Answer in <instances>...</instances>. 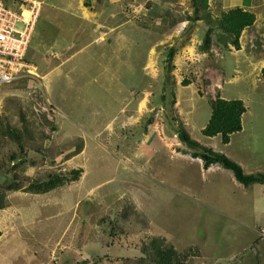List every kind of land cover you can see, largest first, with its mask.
Returning <instances> with one entry per match:
<instances>
[{
    "label": "rangeland",
    "instance_id": "374dc122",
    "mask_svg": "<svg viewBox=\"0 0 264 264\" xmlns=\"http://www.w3.org/2000/svg\"><path fill=\"white\" fill-rule=\"evenodd\" d=\"M169 1L84 0L99 14L91 21L77 0L41 3L29 76L0 84V115L18 126L19 109L30 108L48 134L47 150L26 157L43 169L25 164L22 176L82 173L9 196L0 264H132L153 236L189 251L187 264H264V183L246 186L221 164L205 167L200 149L180 137L245 173L264 172V0H209L213 18L237 5L256 14L239 48L213 31L210 52L200 48L208 11ZM219 95L247 107L227 144L202 134ZM15 151L8 139L3 157Z\"/></svg>",
    "mask_w": 264,
    "mask_h": 264
},
{
    "label": "trees",
    "instance_id": "16d2710c",
    "mask_svg": "<svg viewBox=\"0 0 264 264\" xmlns=\"http://www.w3.org/2000/svg\"><path fill=\"white\" fill-rule=\"evenodd\" d=\"M193 1L194 7L198 6L196 7L198 10L197 13H200V9L208 11L205 12L207 17H203L210 19V21L207 22L208 28L200 47L203 52L211 51V36L213 31H217L219 34H224L228 37V41H224L223 39L219 41L224 47H228L230 43H233L236 48H239V41L243 31L252 27L256 21V14L253 11L238 5L227 10H222L219 17L213 18L214 16L212 17L209 11V0H201L202 3H200V7L197 5L199 0ZM85 5L88 6L89 4L86 3ZM195 18L190 17L189 19H201L199 17ZM173 53L174 49L170 48L169 52L166 54L169 58L168 68L172 67L169 65L171 64ZM168 75L171 77L170 71ZM185 83L189 82L186 81ZM211 105V117L206 127L202 130V133L208 137L220 135L222 137V142L227 144L230 142V136L232 134L242 131L243 116L247 112V107L242 100H226L220 95L217 96L216 99H211ZM18 112L19 121L21 122L18 126L9 123L8 117L5 115H0V176L2 174L7 176L6 181L0 183V210L9 208L10 204L8 199L12 193L17 191H23L29 194L47 192L59 185H64L66 182L76 181L82 173L81 168H76L65 174L62 172H45L41 176L27 175V178L22 176L20 170L25 167V164L40 166V164L35 162V159L27 160L26 157L29 151L41 156V152L47 150V141L49 137L48 134L40 128V122L33 117L34 112L30 108L28 109L30 113L24 112L23 108L19 109ZM46 123L49 122L46 120ZM52 129L54 131L56 130L55 127H52ZM185 137L188 139L186 135ZM8 139L17 144V151L12 152L8 158H5L2 152ZM193 143L196 149H200L201 152L195 154L203 159L205 167H209L211 164L215 163L221 164L226 169L231 170L235 178L246 186L252 183H264V172L245 173L238 163L226 155L216 152L210 147L199 146L196 142ZM53 161L54 158L52 159V162ZM14 169L15 171L13 172ZM1 233L0 231V237ZM147 244L148 247L141 250L143 251L142 254L146 253V255L129 259L132 264H187L189 251L181 252L177 250V248L169 243L165 237L153 236L149 239ZM107 258L110 260L112 259L110 257Z\"/></svg>",
    "mask_w": 264,
    "mask_h": 264
},
{
    "label": "built area",
    "instance_id": "2783aa9c",
    "mask_svg": "<svg viewBox=\"0 0 264 264\" xmlns=\"http://www.w3.org/2000/svg\"><path fill=\"white\" fill-rule=\"evenodd\" d=\"M39 12L35 0H0V84L29 76L25 58Z\"/></svg>",
    "mask_w": 264,
    "mask_h": 264
},
{
    "label": "crops",
    "instance_id": "0c3cea01",
    "mask_svg": "<svg viewBox=\"0 0 264 264\" xmlns=\"http://www.w3.org/2000/svg\"><path fill=\"white\" fill-rule=\"evenodd\" d=\"M36 2H38L39 4H41L42 2H43V0H35ZM172 1H174L175 3H178V2H176L175 0H170L169 1V4H167L166 6L168 7V6H170L171 7V5L170 4H172V5H175L174 4V2H172ZM172 2V3H171ZM226 3H227V0L225 1ZM78 6H80L82 9H83V15H84V17L86 18V19H89V21H91V18H96V17H98L99 16V14L97 13V11L96 10H94L93 9V6H91V4L90 5H88V6H86V5H84V0H77V3H76ZM70 5V4H69ZM68 5V6H69ZM239 6H242V5H239ZM243 7V6H242ZM41 11L42 10H40V13H41ZM40 13H39V16H40ZM101 15V14H100ZM121 15H123V14H119L118 16H116L115 17V19H117V21H118V23H119V25H122L123 24V20L124 19H122L123 17L121 16ZM160 15V14H159ZM119 16H121V17H119ZM123 16H125V15H123ZM118 17H119V19H118ZM38 19H39V17H38ZM178 20V19H177ZM181 21V20H180ZM93 23L95 22V21H92ZM89 23H91V22H89ZM93 23H91V24H93ZM37 24V23H36ZM92 27V29H93V31L95 32V24H93V26H88V27H86L88 30L90 29ZM104 28V27H103ZM106 28V27H105ZM104 28V29H105ZM106 29H110V30H112L113 28H111V27H107ZM85 30H83V34H85ZM176 153H178V152H176ZM139 155V154H138ZM137 155V156H138ZM133 156H136V155H133ZM40 170H42L43 168L41 167V168H39ZM38 169V170H39Z\"/></svg>",
    "mask_w": 264,
    "mask_h": 264
},
{
    "label": "clouds",
    "instance_id": "9594fccd",
    "mask_svg": "<svg viewBox=\"0 0 264 264\" xmlns=\"http://www.w3.org/2000/svg\"><path fill=\"white\" fill-rule=\"evenodd\" d=\"M39 5H40V10H41V4H39ZM12 6L14 7V6H16V5H12ZM39 13H40V12H39ZM38 17H39V16H38ZM37 21H38V20H37ZM36 23H37V22H36ZM35 26H36V25H35ZM34 29H35V28H34ZM26 55H27V53H26ZM202 134H203V133H202ZM184 137H185V135H184ZM185 139H186V141H188L186 137H185ZM188 142H190V141H188ZM183 143H184V142H183ZM190 143L194 145V147H191V146H190V148H195V147H196L195 144L193 143V141H191ZM187 145H188V144H187ZM177 152H179V151H177ZM195 157H196V156H195ZM200 159H202V158L200 157ZM202 160H203V159H202ZM215 164H218V163H215ZM211 165H213V164H211ZM211 165H210V166H211ZM33 167H34V168H41L40 166H33ZM45 172H46V171H44L41 175H43ZM41 175H37V176H41ZM32 176H36V175H32Z\"/></svg>",
    "mask_w": 264,
    "mask_h": 264
},
{
    "label": "water",
    "instance_id": "95a60500",
    "mask_svg": "<svg viewBox=\"0 0 264 264\" xmlns=\"http://www.w3.org/2000/svg\"><path fill=\"white\" fill-rule=\"evenodd\" d=\"M180 137H181V140H182L183 142H186V143L188 144V146L194 147L193 144H191L190 142L186 141V139H185V137H184V135H183L182 133L180 134Z\"/></svg>",
    "mask_w": 264,
    "mask_h": 264
}]
</instances>
